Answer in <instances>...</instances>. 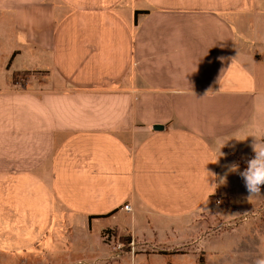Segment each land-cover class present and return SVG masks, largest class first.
<instances>
[{"label": "crops", "instance_id": "crops-1", "mask_svg": "<svg viewBox=\"0 0 264 264\" xmlns=\"http://www.w3.org/2000/svg\"><path fill=\"white\" fill-rule=\"evenodd\" d=\"M261 132L264 0H0V264H254Z\"/></svg>", "mask_w": 264, "mask_h": 264}, {"label": "rangeland", "instance_id": "rangeland-1", "mask_svg": "<svg viewBox=\"0 0 264 264\" xmlns=\"http://www.w3.org/2000/svg\"><path fill=\"white\" fill-rule=\"evenodd\" d=\"M27 75H28L27 73H23V72L14 74V81L16 82V87L17 88L20 89L22 87V85H20V84H24V80H25V77ZM213 199L214 200L212 201L210 209L213 210L214 212L215 211L218 212V211H220V207L216 206L217 205L216 204V200L217 199L221 200L222 198H220V196L216 195ZM257 214H260V211L258 213L257 212L248 213V214L244 215L243 217H239V220L241 219V222L242 221L244 222V221H246L248 219V217L255 216ZM234 224H235L234 222L233 223H230V222L227 223V222L223 221V224L221 223L218 228H221L222 230H229V229L231 230V227H233ZM104 231H107V230H104ZM110 231H107V232H110ZM114 237L116 238V235H114ZM118 239L120 240V238H118ZM103 241L108 242L107 239H104ZM112 250L113 251L108 253V255L100 257L99 260L96 259V260H93V261L79 260V261L68 262L67 260H65V261L61 262V260H60L61 257H59V256L56 257L54 255V256H52L53 260H54V263L52 261L51 263H47V264H139L137 262V258H139V256L137 257L136 254H140V253H145L146 254V257H143L145 259V262H143V264H154V261H152L151 257L148 256L152 252H150L148 250L144 251L140 247L135 248V250L132 247H130L129 251H127L125 249L123 251H119V252L118 251H114V249H112ZM177 253H184V252H182L181 250H178ZM176 258H177V263L178 264H190L191 262L194 263V260H195V258H192V256H189L188 260L186 259L183 262V260H184V256L183 255H179ZM58 259H59V262H58ZM38 263L39 264H45L43 262H38ZM14 264H21V263L20 262H17V263L15 262ZM194 264H198V263H194Z\"/></svg>", "mask_w": 264, "mask_h": 264}, {"label": "clouds", "instance_id": "clouds-1", "mask_svg": "<svg viewBox=\"0 0 264 264\" xmlns=\"http://www.w3.org/2000/svg\"><path fill=\"white\" fill-rule=\"evenodd\" d=\"M248 136L253 137L251 148L254 155L247 159L246 167L242 171H238L239 165L237 164L230 165L229 171L238 173L244 182L249 196H253L260 195L261 185H264V132H261L259 135L249 134L244 139ZM227 140L222 139L218 143V155H222L219 149L225 145ZM254 264H264V254L257 256Z\"/></svg>", "mask_w": 264, "mask_h": 264}, {"label": "built area", "instance_id": "built-area-1", "mask_svg": "<svg viewBox=\"0 0 264 264\" xmlns=\"http://www.w3.org/2000/svg\"><path fill=\"white\" fill-rule=\"evenodd\" d=\"M219 203V201H217V204ZM123 208L125 210H131V207L129 206V204H125L123 206ZM104 238L108 240V243L111 244L112 249H114V251H123L124 250V243L122 241H120L118 238H115L114 235L112 234H105ZM114 242V243H113ZM129 244L131 245L132 242H129Z\"/></svg>", "mask_w": 264, "mask_h": 264}, {"label": "trees", "instance_id": "trees-1", "mask_svg": "<svg viewBox=\"0 0 264 264\" xmlns=\"http://www.w3.org/2000/svg\"><path fill=\"white\" fill-rule=\"evenodd\" d=\"M120 240L124 243V249L129 250V247L127 246L129 243V238H127V237L121 238L120 237Z\"/></svg>", "mask_w": 264, "mask_h": 264}, {"label": "water", "instance_id": "water-1", "mask_svg": "<svg viewBox=\"0 0 264 264\" xmlns=\"http://www.w3.org/2000/svg\"><path fill=\"white\" fill-rule=\"evenodd\" d=\"M164 127L162 125H153L152 126V129L153 130H160V129H163Z\"/></svg>", "mask_w": 264, "mask_h": 264}]
</instances>
